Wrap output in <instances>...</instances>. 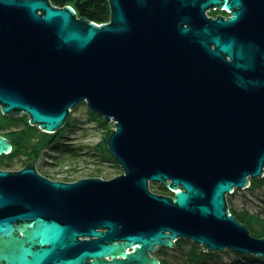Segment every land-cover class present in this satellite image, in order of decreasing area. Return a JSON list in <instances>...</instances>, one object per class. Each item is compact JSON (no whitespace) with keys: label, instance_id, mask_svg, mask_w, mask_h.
<instances>
[{"label":"water","instance_id":"1","mask_svg":"<svg viewBox=\"0 0 264 264\" xmlns=\"http://www.w3.org/2000/svg\"><path fill=\"white\" fill-rule=\"evenodd\" d=\"M224 2L231 18L207 15ZM109 4L97 25L49 0H0L1 113L55 133L85 102L115 122L108 146L125 171L66 183L35 159L0 170V262L160 264L180 238L264 258L226 197L264 177V0Z\"/></svg>","mask_w":264,"mask_h":264},{"label":"rangeland","instance_id":"2","mask_svg":"<svg viewBox=\"0 0 264 264\" xmlns=\"http://www.w3.org/2000/svg\"><path fill=\"white\" fill-rule=\"evenodd\" d=\"M49 1L51 2V0ZM73 10L75 11L74 8ZM0 114L8 121L11 118L20 119L16 120V123L14 122L15 125L9 123L11 127L8 126L4 131H0V136L13 141L15 146L18 145L21 138L25 141L26 147V150L22 148L20 151L17 146V152L2 156L1 168H13L14 170L24 166L28 162L27 158L34 155V150L39 148L40 155L36 156L35 154L36 157H34L35 165L44 176L52 178L53 181L74 183L85 178L110 180L125 172L112 156L108 146V140L116 130L115 125L106 122L102 116L94 113L85 102L80 103L71 111L66 125L55 133H47L39 125H33L30 122V116L26 113L4 115L0 108ZM99 117L103 120H100ZM45 134L51 137L49 139L51 141L45 138ZM153 184L162 185L160 183ZM237 192L238 194L234 198L236 208L244 207L253 212H263L264 216V188L254 191V193L247 190H237ZM170 195L174 197L172 193ZM230 200L231 196L228 195V206L231 205ZM154 255L157 256L156 253ZM226 258L232 259L234 256L230 254Z\"/></svg>","mask_w":264,"mask_h":264},{"label":"trees","instance_id":"3","mask_svg":"<svg viewBox=\"0 0 264 264\" xmlns=\"http://www.w3.org/2000/svg\"><path fill=\"white\" fill-rule=\"evenodd\" d=\"M51 3L61 8L71 6L75 9L78 19H84L96 24L109 23L111 19L109 0H51ZM18 119L11 118L10 121H8L7 118H4V116L1 115L0 131H4L6 128H8V126L11 127L9 123L15 125L14 122L16 123ZM100 120H103V118H100ZM45 136L46 139H51L48 134H45ZM48 140L47 142L51 141ZM24 142L25 141L21 140L20 138L19 142L17 143L20 151L22 148L26 150ZM34 153L36 156H39V148H36ZM28 154L30 155L31 153ZM8 164L6 165L11 167ZM149 187L150 190L152 188L151 191L155 194L171 197L170 193L172 192H169L170 190L163 184L158 185L151 183ZM262 188H264V177L250 179V186L246 190L254 193V191L260 190ZM237 194L238 192L235 190L233 194L230 195L231 205L229 206V213L240 223L245 225L254 237L264 238L263 212H253L244 207L242 209L236 208L234 206V198ZM230 254L233 255L234 258L227 259L226 256ZM156 255L160 260V264H264V258L256 255H245L227 250L224 252H208L202 245L186 238L178 239L173 248L159 247Z\"/></svg>","mask_w":264,"mask_h":264},{"label":"flooded vegetation","instance_id":"4","mask_svg":"<svg viewBox=\"0 0 264 264\" xmlns=\"http://www.w3.org/2000/svg\"><path fill=\"white\" fill-rule=\"evenodd\" d=\"M224 1H227V0H224ZM226 4H227V2H224V5L223 6H221V7H216V8H211L209 11H207V15L210 17V18H213V19H217L218 17H221V18H223L224 20H227V19H229V18H231L232 16H233V13H232V11L230 10V9H228L227 7H226ZM11 142V144H12V147H11V151H10V153H13V152H17V146H15L14 144H13V141H10ZM4 156V155H3ZM2 157V156H1ZM1 157H0V160H1ZM34 157H35V155H32V156H29L27 159H28V162L27 163H25L24 164V166H22V167H20V168H17V169H14L13 170V168H11V169H9V168H1V166H0V170L1 171H7V172H10V173H17V172H20V171H22V170H24L27 166H29V161H30V163H32V161L34 160ZM36 162H37V160H36ZM22 163H24V162H22ZM35 167V169L37 170V172L41 175V176H43V177H45V178H48V179H50V180H53L52 178H49V177H47V176H44V174H42L38 169H37V166L35 165L34 166ZM18 231V236L20 237H23V233H22V231H20V230H17ZM0 264H4L3 262H0Z\"/></svg>","mask_w":264,"mask_h":264},{"label":"bare ground","instance_id":"5","mask_svg":"<svg viewBox=\"0 0 264 264\" xmlns=\"http://www.w3.org/2000/svg\"><path fill=\"white\" fill-rule=\"evenodd\" d=\"M0 108H1V106H0ZM0 116H1V114H0ZM110 123H112L113 125H115V122H110ZM12 145V144H11ZM12 147V146H11ZM0 157H1V155H0ZM151 191V190H150ZM152 192V191H151ZM159 195V194H158ZM174 195V194H173ZM228 195H226V197H227ZM153 257H157V256H153ZM160 261V260H159Z\"/></svg>","mask_w":264,"mask_h":264}]
</instances>
